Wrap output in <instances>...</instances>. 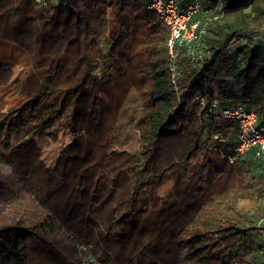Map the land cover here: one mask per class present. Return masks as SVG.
I'll list each match as a JSON object with an SVG mask.
<instances>
[{"label": "trees", "instance_id": "trees-1", "mask_svg": "<svg viewBox=\"0 0 264 264\" xmlns=\"http://www.w3.org/2000/svg\"><path fill=\"white\" fill-rule=\"evenodd\" d=\"M150 2L0 0V69L26 60L5 86L19 105L0 139L17 149L0 162L7 194L40 209L0 229V264H264V161L250 150L228 165L237 125L212 112L241 106L264 127V0H198L204 33L174 63ZM123 49L142 80L141 114L121 131ZM60 127L72 139L59 171L37 141Z\"/></svg>", "mask_w": 264, "mask_h": 264}, {"label": "rangeland", "instance_id": "rangeland-1", "mask_svg": "<svg viewBox=\"0 0 264 264\" xmlns=\"http://www.w3.org/2000/svg\"><path fill=\"white\" fill-rule=\"evenodd\" d=\"M140 40L142 39H136L135 41L138 42ZM141 49L142 48H138V50ZM99 50L101 49L98 47L96 53ZM123 51L125 54L118 53V51L116 53L117 55L124 57L120 58V60H123L126 67H128V77L126 82H123L121 78L117 80L119 83V89L115 93H118V96L114 101L110 102L114 105L115 109L114 120H116V123L119 124V126H123L121 131L126 130L129 124L134 120H137L141 114L139 110V95L136 92L137 90L139 91L140 81L142 80V73L139 72L138 68L139 58L141 57L140 54L136 57L128 50L123 49ZM25 61L26 60L23 58L18 65L13 64L9 66L11 68L5 67L0 69V89L2 90L0 91V120L11 111L12 115L16 113L15 108L19 105V101L17 100L18 92L15 91V93H13L12 90L8 91L5 86H9V84L15 80L21 67L25 64ZM32 83L33 82H31L30 85ZM25 86L26 85H23V88ZM57 128L55 130L51 129L52 133L44 136L45 139L43 138L42 140L37 141V144L44 152H42V158L46 165L60 171L61 160L64 158L62 157L63 155L60 153V150L66 145V143L71 141L72 136L69 133L68 128L60 127V130H57ZM45 132H49L48 129H46ZM122 137L124 136L122 135ZM16 149L17 145L14 136L11 137L10 140L7 139V137L2 140L0 139V152H5L7 150L6 154L14 155L13 152ZM31 156L34 157V155ZM58 156L60 158H58ZM21 165H23V163L20 164V166ZM12 180H14V176L11 172L10 166L0 162V229L12 225L17 220L33 219L34 221L40 216V209L36 207L34 203L30 202L28 194L24 193L23 190L18 191V189H16L14 195H12L14 197L7 194V184L9 182L10 185ZM23 204H25V206ZM85 258L86 260H89V257L86 256Z\"/></svg>", "mask_w": 264, "mask_h": 264}, {"label": "built area", "instance_id": "built-area-1", "mask_svg": "<svg viewBox=\"0 0 264 264\" xmlns=\"http://www.w3.org/2000/svg\"><path fill=\"white\" fill-rule=\"evenodd\" d=\"M35 3L44 6L50 0H34ZM147 9L156 13L158 20L168 28L167 51L174 63L177 57V46L197 41L204 33L200 22H191V19L199 12L198 0H193L187 7H180L176 0H151ZM171 71L174 72L172 65ZM174 77V75H173ZM201 107L205 106V100L195 96ZM212 112L217 113L225 120L234 121L237 125L236 143L231 151L223 156L228 165H233L238 155L254 150L255 156L264 161V127L257 124L253 111H246L243 107L218 109L216 103L212 104ZM92 263V260L89 259Z\"/></svg>", "mask_w": 264, "mask_h": 264}, {"label": "clouds", "instance_id": "clouds-1", "mask_svg": "<svg viewBox=\"0 0 264 264\" xmlns=\"http://www.w3.org/2000/svg\"><path fill=\"white\" fill-rule=\"evenodd\" d=\"M91 263V262H90Z\"/></svg>", "mask_w": 264, "mask_h": 264}]
</instances>
